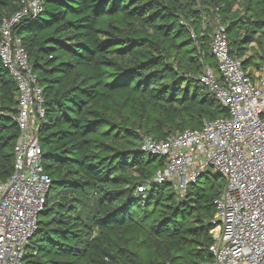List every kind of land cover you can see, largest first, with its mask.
Here are the masks:
<instances>
[{"label":"trees","instance_id":"obj_1","mask_svg":"<svg viewBox=\"0 0 264 264\" xmlns=\"http://www.w3.org/2000/svg\"><path fill=\"white\" fill-rule=\"evenodd\" d=\"M19 8L0 0V26ZM218 19L244 68L264 59V0H44L15 26L43 87L38 136L52 178L22 264L214 263L225 177L205 171L183 195L170 182L138 185L166 165L142 150L145 136L228 114L200 80L216 66ZM17 106L0 58V180L14 172Z\"/></svg>","mask_w":264,"mask_h":264},{"label":"built area","instance_id":"obj_2","mask_svg":"<svg viewBox=\"0 0 264 264\" xmlns=\"http://www.w3.org/2000/svg\"><path fill=\"white\" fill-rule=\"evenodd\" d=\"M43 7L44 0H20V8L4 17L0 26V58L18 86L20 129L14 172L0 180V264H22L52 183L42 164L38 136L46 113L43 87L23 40L14 32ZM211 49L216 66L206 64L200 80L228 114L163 139L145 136L142 150L164 157L166 165L138 190L144 192L152 181L170 182L183 195L212 168L226 180L214 200L213 264H264V66L255 75L244 68L219 21Z\"/></svg>","mask_w":264,"mask_h":264},{"label":"rangeland","instance_id":"obj_3","mask_svg":"<svg viewBox=\"0 0 264 264\" xmlns=\"http://www.w3.org/2000/svg\"><path fill=\"white\" fill-rule=\"evenodd\" d=\"M216 21L217 20H215V22H213L214 28L216 27V24H217ZM218 21L220 22L219 19H218ZM259 56L260 55H258V57L255 60V62H257V63L259 62L260 63L259 67H257L255 65V62H254V64L252 66H248V68L251 69L249 71L252 73V75L257 74L259 71L262 72V67L264 66V59H261ZM248 68H246V69H248ZM207 171H208V173L209 172L214 173V170L212 168H209ZM222 181H223L222 177H220V178H215L214 176L211 177V183L215 182L216 184H220Z\"/></svg>","mask_w":264,"mask_h":264},{"label":"crops","instance_id":"obj_4","mask_svg":"<svg viewBox=\"0 0 264 264\" xmlns=\"http://www.w3.org/2000/svg\"><path fill=\"white\" fill-rule=\"evenodd\" d=\"M249 69V68H248ZM249 70H251V69H249Z\"/></svg>","mask_w":264,"mask_h":264}]
</instances>
